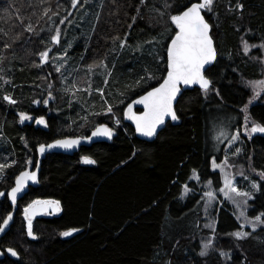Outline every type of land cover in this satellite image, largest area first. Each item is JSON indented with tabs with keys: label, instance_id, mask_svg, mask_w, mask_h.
<instances>
[{
	"label": "trees",
	"instance_id": "obj_1",
	"mask_svg": "<svg viewBox=\"0 0 264 264\" xmlns=\"http://www.w3.org/2000/svg\"><path fill=\"white\" fill-rule=\"evenodd\" d=\"M196 1L200 0H104L89 37L71 50L80 67L97 68L104 62L113 66L125 40L132 49H143L142 57H146L147 37L166 36V40L155 80L144 84L142 77L147 72L137 66L142 57L135 65L130 56L133 72L125 70L112 92L109 85L102 107L122 103L125 110L131 99L163 80L167 46L177 31L171 17ZM72 2L0 0V74L4 75L0 81V154L19 160L18 166H8L3 172L0 192L14 186L20 171L36 167L40 145L61 137L89 135L105 123L77 129L82 120L78 112L74 114L77 104L61 94H57L61 106L50 108L57 111L44 128L18 119V111L42 116L47 109H35L32 104L45 95L49 85L53 90L59 87L55 64L43 63L41 54L60 50L53 37L68 21ZM204 15L212 27L218 58L206 74L212 86L185 91L179 99L177 113L182 123H168L155 141L147 142L135 136L120 111L124 128L114 127L111 118L112 141L83 147L73 156H46L40 184L21 200L11 230L0 241L2 249H16L20 259L6 257L0 264H264V134H243L247 120L264 127V95L258 96L250 85L251 80L264 78V54L259 48L250 55L241 51L242 43L264 41V0H213ZM118 89L127 95L120 97ZM7 95L14 98L13 105H8ZM58 125L65 128L58 129ZM236 132L241 135L239 151H232L230 161L242 167L240 181L247 175L257 183L246 213L251 218L260 216L263 222L253 232L247 229L243 239L234 235L242 225L229 201L207 208L211 223L199 207L206 181L213 189L222 185L220 173L211 170L210 163L222 161L224 147ZM85 158L95 163H84ZM30 163L34 165L27 167ZM36 199L57 201L63 211L36 218L34 239L27 234L28 225L20 212ZM11 210L7 198L0 199V224ZM73 229L77 230L74 235H62ZM213 233L207 255H200L201 243Z\"/></svg>",
	"mask_w": 264,
	"mask_h": 264
},
{
	"label": "rangeland",
	"instance_id": "obj_2",
	"mask_svg": "<svg viewBox=\"0 0 264 264\" xmlns=\"http://www.w3.org/2000/svg\"><path fill=\"white\" fill-rule=\"evenodd\" d=\"M103 2L104 0H79V3H76L75 7H72L68 11L67 13L68 21L66 22L64 27H61L62 29L60 30L61 33L59 34V43H57L59 46H61L60 50L58 52L55 51L52 55H50V50H48L46 51L48 53L47 60L45 61L42 58L43 63H47L50 60L55 64L56 69H59L57 71L59 72L60 82L62 85L60 87V82H59L58 88L60 89L57 88L54 90L52 89V85H49V87H47L44 90L45 95L38 102H36L35 105H33L35 109H40V107L43 109V107L44 108L46 107L47 111L46 112L44 111V114L42 115L46 124L48 121V117L50 115H53L57 111V109L51 110L50 108L55 106V102L57 104L56 107H59L57 94H61L70 97L71 102H75V104H77L80 107L79 109H83V111L81 110L82 112L77 113L80 118L81 115L85 117L84 118L82 116L81 118L82 120L81 122H79L80 124L81 123L82 124L81 126H77L78 127L77 129H84V130L90 129L91 127L104 121L105 123L109 124L111 123V118H113L114 127L124 128L123 122L118 115L120 111H124V108L121 107L122 103L119 106H114V104H107L106 107H102L103 106L102 101H104L106 97L105 93L107 92L109 85L112 92L113 87L116 88L117 82L123 76L124 74L123 72H125V70H128L129 71L128 73L133 72V68H130L131 65L129 66V63L131 61L130 56L134 57L135 65H136L137 60L140 59L143 55L142 52L143 49L141 48L137 49L136 46H134V49H132L131 43H128L125 40L122 43L121 52L118 53L119 55L116 58V60L119 63L116 64V60H115L114 62L115 64H113V66L107 65V63L104 62L103 64L100 65V67L97 68H84V66L80 67L81 62L77 63L75 60L72 59L73 54L71 53V50L80 41H85L89 37L90 31L93 30V27L95 25L94 20L97 19L96 21H98V18L101 13V9L103 7ZM169 23H170V19H169ZM79 37L81 38V40L79 39ZM165 40H166V36L164 39L159 37H147V39L145 40L146 52L144 55H146V57L143 56L141 61L137 64V66L143 67V70L147 72L145 76L142 77L145 80L144 84L155 80L156 73L159 69L157 62L161 63L163 60L161 49L165 46L164 43ZM245 44L248 45L247 51H245ZM254 48L261 49L264 54V41L259 44L249 45L248 43H242L241 45V51L248 55H250L251 51ZM129 52H131V54ZM137 52H139V55ZM253 56L257 57L256 54H253ZM263 61H264V57H263ZM3 78L4 75L0 74V81ZM142 78L139 77V81H141ZM261 81H264V78L261 80L259 79V80L250 81L252 91L256 94L257 92H259L258 96L264 95V86H260V87L257 86ZM117 93L119 94L120 97L123 96L125 97V95H127V93H124V91H121V89H118ZM113 97L115 96L112 95V98ZM7 98H9L7 99V102L9 103L8 105H13L15 103V100L11 95H7ZM43 99L44 101H42ZM12 101H14V103ZM49 101L52 104L49 103ZM121 102H123L122 99ZM77 105H76V111L78 109ZM7 107L10 108V106ZM109 108L111 109V111H109ZM35 114H31L30 112H26V111H22V112L18 111V119L22 124H34L37 119V115ZM22 115L29 117V119L23 120L22 122L21 121ZM87 115L92 117L93 119L89 117L90 119H87V121H85ZM255 126L263 127L252 120H247L246 123L244 124L245 129H243L244 132L243 134H245V136L247 137H251L252 134L254 135L255 133L252 132L251 129ZM236 134L237 132L235 133L233 138L228 139L229 144L226 143V147L224 149L225 155L223 154L222 161L217 162L215 161L216 159L212 161L213 164L212 165L213 167L211 166L212 170L215 169L214 171H218V172L220 171L219 173L222 179V185L220 189H213L210 183L206 181L205 192L203 193L204 200L199 207L200 210L201 209L203 210L201 212L204 215V217L208 220L209 223H211V217L208 216L209 214L206 212L207 208L208 207L212 208V206H214L215 203H217L219 207H221L223 205L224 200L229 201L235 207V215L242 225L240 232L247 233V229H249L250 232H253L259 227V225L263 224V222L261 221L260 216L256 218H251L246 213L248 208V203L255 195L254 191L257 189V183L253 181L252 178L246 175L244 179H241V181L244 183V186L242 187L240 185L241 181L239 179V177H241L243 174L242 167L241 166L238 167V165H234L233 162L230 161V155L232 154L231 150H236V153H238L239 151L238 144H240L239 142L241 135L237 136ZM11 158L10 156L3 157V155L0 154V165L5 166L3 167V169H0V181L4 178L3 172L6 170L8 166L19 165L18 159H15V157H11ZM213 162H217V163L215 164ZM26 163H28V161ZM32 165L34 164L33 163L27 164V167H31ZM226 177L229 181H231L230 187H225ZM233 189H235V191H233ZM194 191L196 192V189ZM197 192L199 191L197 190ZM209 193H211L212 195L209 196ZM225 193H227V195H225ZM220 195L222 196V198L220 197ZM36 201L43 202L45 200L36 199ZM22 209L23 210L22 212H20V214L22 215V218L26 221L28 225V220H27V216L25 215L24 208ZM208 225L209 224H207V226ZM33 236L35 237L34 233ZM214 236L215 235L213 233L210 238L208 237L207 240L201 243L202 252L205 251L204 246L206 244L210 245L212 243Z\"/></svg>",
	"mask_w": 264,
	"mask_h": 264
},
{
	"label": "snow or ice",
	"instance_id": "obj_3",
	"mask_svg": "<svg viewBox=\"0 0 264 264\" xmlns=\"http://www.w3.org/2000/svg\"><path fill=\"white\" fill-rule=\"evenodd\" d=\"M79 0H73V7ZM213 0H202L200 3L192 4L187 10H185L181 15L172 16L171 20L176 24L179 32L176 34L175 38L171 41V46L168 49V68L167 78L164 82L157 87L154 91L149 92L142 99L138 100L136 103L143 104L147 111L143 116L132 115V108H128L129 118L135 119L137 131L141 132L143 135L151 137L156 134V129L159 125L164 123L165 117H171L172 120H177L175 111L173 110V100L176 97L177 92H179L178 85L180 83L192 84L199 83L201 87L207 90L209 86V81L204 79L201 74V69L203 66L210 61L215 59V49L211 38L208 35L209 25L204 21L201 15V10L208 8L212 5ZM53 41L59 43V32L53 37ZM248 50V45L245 44V51ZM42 58L46 61L48 53L44 52L41 54ZM59 70V69H57ZM258 87L264 86V81L259 82ZM259 95V92H257ZM5 99H9L5 97ZM14 103V101H12ZM109 111L111 109L109 108ZM29 119L27 116H21V121ZM39 124H45L43 119L36 121ZM252 132H264V127L255 126L251 129ZM94 135H104L111 137L112 132L108 128L97 129ZM78 141H58L57 145L64 148L72 147L77 144ZM57 145H52L50 147H55ZM44 147L40 148V152H44ZM84 163L93 164L95 161L85 158ZM4 165H0V169H3ZM36 176L34 173L30 174L24 172L19 179L16 181V187L11 191V200L15 202L17 198V193L22 191L23 185L26 180L35 181ZM231 181L225 178V187H230ZM235 191V189H233ZM3 193H0L2 196ZM212 194L209 193V196ZM227 195V193H225ZM246 195V194H245ZM49 204L54 205L57 210H59V202H41L35 201L30 208L35 207L37 204ZM25 215L28 220V232L29 236H32V216L29 214V210L25 209ZM12 217L9 215L3 221L4 227H0V233L4 232L5 227H7L9 221ZM259 219V218H257ZM76 229L63 232L62 235L67 237L71 236ZM234 235L237 238H245L248 233L236 232ZM209 245H205V251L201 252L200 255H207V249ZM8 251L16 256L17 253L8 249Z\"/></svg>",
	"mask_w": 264,
	"mask_h": 264
},
{
	"label": "water",
	"instance_id": "obj_4",
	"mask_svg": "<svg viewBox=\"0 0 264 264\" xmlns=\"http://www.w3.org/2000/svg\"><path fill=\"white\" fill-rule=\"evenodd\" d=\"M202 2V0L200 1H196V2H193L192 4H195V3H200ZM192 4H190L189 6H187L186 8H184L180 13L178 14H175L174 16L176 15H181L185 10H187V8H189ZM204 10L205 9H202L201 10V15L203 16L204 18V21L209 25V32H208V35L209 37L211 38L212 40V43H213V47L215 49V59L210 61L209 63L205 64L203 66V68L201 69V74L202 76L204 77V79L208 80L209 81V86L207 88V90L212 86V82L211 80L209 79V77L206 75L207 74V71L215 64V62L217 61V58H218V50H217V46H216V43L211 35V31H212V27H211V24L207 21L205 15H204ZM172 21V20H171ZM172 24L174 25V27L176 28V33L174 34V36L171 38V40L169 41L168 43V46H167V52H166V64H167V70H166V75L165 77L163 78V80L156 86L150 88L149 90L145 91L144 93L140 94L139 96L131 99L128 104L126 105L125 107V110H124V118H125V121L127 123H129L133 128H134V131H135V136L140 139V140H143V141H147V142H153L157 139V137L159 136V134L166 128L167 124L168 123H171L173 125H179L182 123V120L181 118L178 116V113H177V105H178V102H179V99L181 98V96L183 95V93L185 91H188V90H193L195 88H199L201 90H205L203 87H201V85L199 83H192V84H184V83H180L178 85L179 87V92H177L176 94V97L175 99L173 100V110L175 111L176 113V116H177V120H172L171 117H165L164 119V123L159 125L156 129V134L154 136H151V137H148V136H145L143 135L141 132L137 131V127H136V121L135 119H130L129 118V112H128V108L131 107L132 108V115L134 116H143L144 113L147 111V108L143 105V104H138L136 103L138 100L142 99L144 96H146L149 92L151 91H154L157 87H159L163 82L164 80L167 78V73L169 71V68H168V64H169V60H168V49L170 48L171 46V41L175 38L176 34L179 32V29L178 27L176 26V24L172 21ZM137 110H140V111H137ZM43 119L42 117H38L36 119V121L38 120H41ZM44 120V119H43ZM35 121V124L40 127V128H44L45 124H39ZM45 121V120H44ZM102 128H108L111 130L112 132V135L111 137H108V136H104V135H94V133L97 131V129H102ZM256 134L260 133V132H255ZM264 134V132H262ZM114 138V132H113V128L112 126L106 124V123H103V124H99L95 129H93L89 135H86V136H68V137H61V138H57L49 143H46V144H42L38 147L37 149V155H38V161H37V165L34 169H25V170H22L18 173L16 179H15V183H14V186L8 191V194H7V199L9 200V203L12 207V210L11 212L6 216V218L10 215L12 217V219L9 221L7 227H5L4 229V232L0 233V241L3 237H5L7 235V233L11 230V227L13 226L14 224V221H15V217H16V214H17V211H18V203L28 194L29 190L31 187H34V186H38L40 184V181H41V172H42V162H43V159L50 155V154H63V155H67V156H73L75 155L76 153L80 152V150L83 148V147H88V146H92L96 143H99V142H110L112 141ZM58 141H78L77 144H74L72 147H69V148H64V147H60L57 145V142ZM52 145H57L55 147H50ZM44 147V152L41 153L40 152V148L41 147ZM90 159V158H88ZM91 160V159H90ZM24 172H28L30 174L34 173L35 176H36V179L35 181L33 180H26L24 185H23V188H22V191L18 192L17 193V198L15 200V202H13L11 200V191L13 188L16 187V181L19 179V177L24 173ZM0 193H3L2 196H0V199L1 200H4L5 198V195H6V191H1ZM47 202H57V201H47ZM26 209L29 210V214L32 216V222L38 218V217H41V216H45V215H58L62 210H61V206L59 204V210H57L55 208L54 205H49V204H44V203H41V204H37L35 205V207L33 208H30V207H27ZM5 218V219H6ZM0 227H4L3 225V222L0 224ZM75 232H73L74 234ZM72 234V235H73ZM8 249H12L14 250L17 255L16 256H13L9 251ZM6 257H10L11 259H14V260H19L20 259V255L18 253V251L14 248H11V247H7L5 250L2 249L0 247V260H3L5 259Z\"/></svg>",
	"mask_w": 264,
	"mask_h": 264
},
{
	"label": "bare ground",
	"instance_id": "obj_5",
	"mask_svg": "<svg viewBox=\"0 0 264 264\" xmlns=\"http://www.w3.org/2000/svg\"><path fill=\"white\" fill-rule=\"evenodd\" d=\"M168 1H169V0H168ZM170 1H172V0H170ZM181 1H183V0H181ZM189 2H190V1H189ZM184 3H186L185 0H184ZM114 72H115V71H114ZM115 73H116V72H115ZM61 86H62V85H61V82H60V87H61ZM63 88H64V87H63ZM59 89H60V88H59ZM61 89H62V88H61ZM53 99H54V98H53ZM53 99H52V100H53ZM59 100L62 101L61 98H59ZM59 100H58V101H59ZM42 101H44V99H43ZM69 101H70V100H69ZM69 101L66 100V102H69ZM63 102H64V101H63ZM27 103H28V102H27ZM49 103H51V102L49 101ZM58 103H59V102H58ZM64 103H65V102H64ZM30 104H31V101H30ZM38 104H39V103H38ZM51 104H52V103H51ZM66 104H67V103H65L64 105H66ZM69 104H70V103H69ZM32 105H35V104H32ZM53 105H54V104H53ZM53 105H52V106H53ZM55 105H57L56 102H55ZM70 105H71V104H70ZM39 106H40V105H39ZM42 106H43V105H42ZM59 106H61V105H59ZM33 107H34V106H33ZM54 107H55V106H54ZM68 107H69V106H68ZM68 107H67V109H68ZM34 108H35V107H34ZM40 108H41V107H40ZM43 108H44V107H43ZM45 108H46V107H45ZM60 108H61V107H60ZM70 108H71V107H70ZM72 108H73V107H72ZM32 110H33V109H32ZM39 110H40V109H39ZM79 110H82V111H83V109H79ZM46 111H47V110H46ZM65 111H67V110H65ZM75 111H76V108H75ZM82 111H80V112H82ZM34 112H35V111H34ZM77 112H79V111L77 110L76 112H74V114H76ZM43 113H44V111H43ZM32 114H33V113H32ZM69 114H70V113H69ZM84 114H85V112H84ZM35 115H37V114H35ZM50 116H51V115H50ZM82 116H83V115H81V118H82ZM33 117H34V116H33ZM46 117H47V116H46ZM46 117H45V118H46ZM83 117H84V116H83ZM86 117H87V118H86L85 121H87V119L92 118V117H90V116H88V115H87ZM89 117H90V118H89ZM84 118H85V117H84ZM84 118H83V119H84ZM33 119H34V118H33ZM79 119H80V118H79ZM79 119H78V120H79ZM92 119H93V118H92ZM88 121H89V120H88ZM233 121H234V120H233ZM233 121H232V122H233ZM79 122H81V121H79ZM79 122H78V126H81L82 123L80 124ZM222 123H223V122H222ZM226 123H227V122H226ZM238 123H239V122H238ZM57 124H58V123H57ZM79 124H80V125H79ZM236 124H237V123H236ZM66 125H67V123H66ZM68 125H69V124H68ZM68 125L65 126V127H68ZM129 125H130V124H129ZM215 125H216V124H215ZM58 126H59L58 129L61 128V127H63V125H61V127H60V125H58ZM216 126H217V125H216ZM223 126H224V124H223ZM225 126H226V125H225ZM233 126H234V125H233ZM237 126H238V125H237ZM65 127H63V128H65ZM130 127H131V126H130ZM132 128H133V127H132ZM235 128H236V127H235ZM214 129H215V128H214ZM228 129H229V128H228ZM132 130H133V129H132ZM132 130H131V131H132ZM61 131L63 132L64 130H63V129H60L59 132L61 133ZM67 131H68V128H67ZM212 131H213V130H212ZM212 131H211V132H212ZM213 132H214V131H213ZM218 132H219V131H218ZM213 134H214V133H213ZM215 134H217V132H216ZM62 135H64V134H62ZM211 135H212V134H211ZM211 135H210V136H211ZM232 138H233V137H232ZM210 139H211V138H210ZM229 139H230V137H229ZM211 140H212V139H211ZM211 143H212V142H211ZM211 143H210V144H211ZM227 143H228V141H227ZM228 144H229V143H228ZM211 145H212V144H211ZM211 145H210V146H211ZM215 146H216V145H215ZM220 147H221V146H220ZM228 147H229V146H228ZM214 148H215V147H214ZM216 148H217V147H216ZM224 148H225V147H224ZM221 150H222V148H221ZM222 151H223V150H222ZM231 151H233V150H231ZM231 151H230V152H231ZM233 152H234V151H233ZM213 153H215V152H213ZM211 154H212V153H211ZM211 154H210V155H211ZM212 155H213V154H212ZM221 155H222V154H221ZM224 155H225V154H224ZM216 156H217V155H216ZM214 157H215V156H214ZM220 157H221V156H220ZM224 157H225V156H224ZM211 158H212V157H211ZM217 158H218V157H217ZM222 158H223V157H222ZM225 159H226V158H225ZM213 160H214V159H213ZM217 160H218V159H217ZM219 160H220V158H219ZM215 161H216V160H215ZM210 162H211V161H210V159H209V163H210ZM209 163H208V165H209ZM213 163L216 164L217 162H213ZM210 164H212V163H210ZM212 165H213V164H212ZM212 165H211V166H212ZM209 167H210V166H209ZM212 167H213V166H212ZM215 167H216V166H215ZM216 168H217V167H216ZM194 169H195V168H194ZM210 169L212 170V168H210ZM195 170H196V169H195ZM214 170H215V169H214ZM198 171H199V170H198ZM193 172H194V171H193ZM193 172H192V173H193ZM195 172H197V171H195ZM207 172H209V171H207ZM210 172H211V171H210ZM219 172H220V171H219ZM197 173H198V172H197ZM194 174H195V173H194ZM194 174H192V175L194 176ZM207 174H209V173H207ZM216 174H218V171H216ZM216 174H215V176H214L213 174H210L209 176L213 175V178H214V177H217V176H218V175L216 176ZM197 175H199V173H198ZM203 179H204V178H203ZM209 179H210V178H209ZM209 179H208V180H209ZM183 182H184V181H183ZM183 184H184V183H183ZM188 185H189V184H188ZM182 186H183V185H182ZM192 186H193V185H192ZM185 187H186V186H185ZM190 187H191V186H190ZM194 188H196V192H197V187L194 186ZM202 189H203V188H202ZM202 189H199V190H202ZM182 190H183V188H182ZM187 190H188V188H187ZM187 190H186V191H187ZM192 190H193V189H192ZM192 190H191V191H192ZM194 190H195V189H194ZM188 191H189V190H188ZM192 192H194V191H192ZM192 192H191V193H192ZM200 192H201V191H200ZM204 192H205V191H204ZM204 192H202V195H203ZM181 194H182V192H181ZM181 194H179L180 197H181ZM185 194H187V193H185ZM194 194H195V193H194ZM194 194H193V196L196 195V194H195V195H194ZM190 196H191V195H190ZM183 197H184V196H183ZM183 197H182V198H183ZM185 197H187V196H185ZM188 197H189V196H188ZM191 197H192V196H191ZM208 197H209V196H208ZM197 198H198V196H197ZM197 198H196V199H197ZM196 199H195V200H196ZM201 199H202V198H201ZM178 200H179V197H178ZM179 201H180V200H179ZM185 201H186V199H185ZM201 201H202V200H201ZM181 202H182V201H181ZM182 203H183V202H182ZM199 203H200V201H199ZM201 204H202V203H201ZM196 205H197V204H196ZM198 205H199V204H198ZM198 205H197V206H198ZM37 224H38V223H37ZM80 230H81V229H80ZM78 231H79V230H78Z\"/></svg>",
	"mask_w": 264,
	"mask_h": 264
},
{
	"label": "flooded vegetation",
	"instance_id": "obj_6",
	"mask_svg": "<svg viewBox=\"0 0 264 264\" xmlns=\"http://www.w3.org/2000/svg\"><path fill=\"white\" fill-rule=\"evenodd\" d=\"M0 100H1V99H0ZM6 100H7V99H6ZM139 111H140V110H139ZM38 117H42V118H43V116H38V115H37V118H38ZM45 125H46V124H45ZM44 127H45V126H44ZM27 169H31V170H32V168H27ZM7 194H8V191H6L5 198H7ZM5 198H4V199H5ZM7 201H8V203H9V200H8V199H7ZM20 202H21V201H20ZM20 202L18 203V206H19ZM43 202H47V201H43ZM9 204H10V203H9ZM31 205H33V204H31ZM10 206H11V205H10ZM29 206H30V205H29ZM60 206H61V205H60ZM23 208H24V207H23ZM26 208H27V207H25V209H26ZM18 210H19V209H18ZM61 210L63 211L62 206H61ZM62 211H61V212H62ZM74 232H75V231H74ZM74 234H75V233H74ZM74 234H73V235H74ZM71 236H72V235H71ZM67 237H70V236H67Z\"/></svg>",
	"mask_w": 264,
	"mask_h": 264
}]
</instances>
